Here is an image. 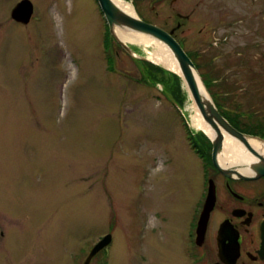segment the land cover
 Here are the masks:
<instances>
[{
	"label": "rangeland",
	"instance_id": "1",
	"mask_svg": "<svg viewBox=\"0 0 264 264\" xmlns=\"http://www.w3.org/2000/svg\"><path fill=\"white\" fill-rule=\"evenodd\" d=\"M21 1L0 0V264H84L107 233L89 264H195L191 138L210 139L184 79L121 49L97 0H29L26 23ZM229 1L184 49L227 119L264 134V3Z\"/></svg>",
	"mask_w": 264,
	"mask_h": 264
},
{
	"label": "flooded vegetation",
	"instance_id": "2",
	"mask_svg": "<svg viewBox=\"0 0 264 264\" xmlns=\"http://www.w3.org/2000/svg\"><path fill=\"white\" fill-rule=\"evenodd\" d=\"M121 1L129 4L141 20L170 32L185 48L188 39L209 32L210 14H201L204 5L212 1L218 8L224 0ZM260 2L264 0L250 1ZM235 3L230 0L221 5ZM234 26L228 22L220 28ZM206 147L200 141L196 151L193 149L200 163L201 181L193 202L194 215L183 236V250L192 255L195 264H264V175L244 172L241 165L222 164L223 168H232L230 175L225 174L213 163L212 147L210 158Z\"/></svg>",
	"mask_w": 264,
	"mask_h": 264
},
{
	"label": "water",
	"instance_id": "3",
	"mask_svg": "<svg viewBox=\"0 0 264 264\" xmlns=\"http://www.w3.org/2000/svg\"><path fill=\"white\" fill-rule=\"evenodd\" d=\"M104 16L108 22L109 30L112 36L119 42V44L133 57H137L144 61H152L147 56L137 55L135 51L129 46L133 44L130 41H124L118 36V30H122L129 34L140 36L145 40L160 41L164 43L173 53L181 73L179 75L184 79L189 93L194 102L200 110V113L209 125V132H205L211 139L212 159L213 163L225 174L230 175L232 168H223L220 156L223 153L225 134L237 139L244 147L249 150L254 158L248 162L250 168L249 172L256 176L264 175V155L254 150L249 144L250 139H257L264 142V138L253 134H247L235 128L225 116L221 114L216 106L208 88L196 67L192 58L186 53L182 45L166 30L157 25L145 22L138 16L130 14L120 8L113 0H97ZM33 12V5L29 0H22L12 10V17L21 22H28ZM178 73V72H177ZM200 78V80H199ZM241 176V175H240ZM244 177V176H243ZM209 203L206 202L205 209ZM201 221L198 227V233L201 231ZM112 241L111 234L104 236L88 254L85 263L89 264L91 259L103 248L108 246Z\"/></svg>",
	"mask_w": 264,
	"mask_h": 264
},
{
	"label": "bare ground",
	"instance_id": "4",
	"mask_svg": "<svg viewBox=\"0 0 264 264\" xmlns=\"http://www.w3.org/2000/svg\"><path fill=\"white\" fill-rule=\"evenodd\" d=\"M120 8L124 11L134 14V9L129 6V4L122 2L121 0H113ZM118 36L124 41H130L133 43H140V44H155V49L152 52L151 56L149 57L153 62L164 66L165 68L181 73L179 69V65L177 60L175 59L171 50L162 42L160 41H150L145 40L140 36H136L134 34L126 33L122 30H118ZM200 80V78H199ZM191 122L192 126L200 129L203 132H209V125L206 124L204 121L199 108L197 107L196 103L194 102L191 94ZM249 144L251 147L259 152L260 154L264 155V142L259 141L257 139H250ZM254 158V155L247 150L243 144H241L237 139L225 134L224 138V147L223 153L220 156V160L222 164L228 165H241L244 172H249L250 168L248 166V162Z\"/></svg>",
	"mask_w": 264,
	"mask_h": 264
},
{
	"label": "trees",
	"instance_id": "5",
	"mask_svg": "<svg viewBox=\"0 0 264 264\" xmlns=\"http://www.w3.org/2000/svg\"><path fill=\"white\" fill-rule=\"evenodd\" d=\"M148 63H150V62H148ZM197 65V64H196ZM197 67H198V65H197ZM206 83V82H205ZM206 85H207V87L209 88V86H208V84L206 83ZM174 98V97H173ZM215 102H216V104H217V106L219 107V105H218V102H217V100H216V97H215ZM219 109H220V107H219ZM220 111H221V109H220ZM222 112V114L226 117V115L223 113V111H221ZM227 118V117H226ZM235 127H237L239 130H241V131H243V132H246V133H250V134H257V135H260V136H262V137H264V134H262V133H258V132H256V131H253V130H249V131H247L246 130V128H242V127H240L239 125H238V123L237 122H234V121H231V119H228ZM189 130V129H188ZM190 135V134H189ZM199 136V135H198ZM198 136H195V137H193V138H191V140H194V141H192L193 143V147L195 148V149H197L198 148V146H199V142H197V139H200V137L198 138ZM208 142H209V144H207L206 142V144H207V147H206V150H209V152L211 151V141L210 140H208ZM198 151V150H197ZM208 152V156H209V158H210V153Z\"/></svg>",
	"mask_w": 264,
	"mask_h": 264
}]
</instances>
